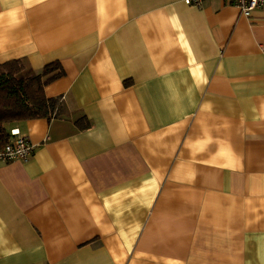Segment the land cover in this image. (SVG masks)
I'll return each mask as SVG.
<instances>
[{"label":"crops","instance_id":"0c3cea01","mask_svg":"<svg viewBox=\"0 0 264 264\" xmlns=\"http://www.w3.org/2000/svg\"><path fill=\"white\" fill-rule=\"evenodd\" d=\"M57 115L7 125L0 264H264V7L0 0V64Z\"/></svg>","mask_w":264,"mask_h":264},{"label":"trees","instance_id":"16d2710c","mask_svg":"<svg viewBox=\"0 0 264 264\" xmlns=\"http://www.w3.org/2000/svg\"><path fill=\"white\" fill-rule=\"evenodd\" d=\"M25 72L21 60L0 64V146L9 141L7 125L51 117L60 110V98L45 94V85L64 74L59 63L47 65L39 74Z\"/></svg>","mask_w":264,"mask_h":264},{"label":"built area","instance_id":"2783aa9c","mask_svg":"<svg viewBox=\"0 0 264 264\" xmlns=\"http://www.w3.org/2000/svg\"><path fill=\"white\" fill-rule=\"evenodd\" d=\"M204 0H185L186 4L201 6ZM228 3L237 6L240 12L247 17H251L256 9L264 7V0H228ZM34 145L29 139L21 134L20 129L14 128L10 131L9 141L0 146V161H10L14 159H29Z\"/></svg>","mask_w":264,"mask_h":264},{"label":"rangeland","instance_id":"374dc122","mask_svg":"<svg viewBox=\"0 0 264 264\" xmlns=\"http://www.w3.org/2000/svg\"><path fill=\"white\" fill-rule=\"evenodd\" d=\"M25 74H29V72L26 71Z\"/></svg>","mask_w":264,"mask_h":264}]
</instances>
